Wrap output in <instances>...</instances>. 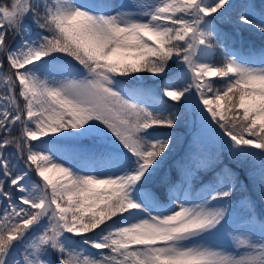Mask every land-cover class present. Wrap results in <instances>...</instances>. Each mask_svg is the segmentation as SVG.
<instances>
[{
  "label": "snow or ice",
  "instance_id": "obj_1",
  "mask_svg": "<svg viewBox=\"0 0 264 264\" xmlns=\"http://www.w3.org/2000/svg\"><path fill=\"white\" fill-rule=\"evenodd\" d=\"M225 23L264 3L0 0V264H264V48Z\"/></svg>",
  "mask_w": 264,
  "mask_h": 264
},
{
  "label": "rangeland",
  "instance_id": "obj_2",
  "mask_svg": "<svg viewBox=\"0 0 264 264\" xmlns=\"http://www.w3.org/2000/svg\"><path fill=\"white\" fill-rule=\"evenodd\" d=\"M116 2L119 3V2H121V0H116ZM128 2H131V0H128ZM232 2L234 4H239L240 0H232ZM252 2L259 6L261 3H264V0H252ZM238 11H239L238 8H234L232 10V12L230 13V16H231V18L233 20H234V18L236 16V13ZM222 27L224 28V30L226 32L231 33V31H233L234 35H239L241 37H243V35L246 36L244 41H242V43L244 45H247L246 49H244L245 51L255 49L257 52H259V50L261 48H264V46H263L264 45L263 44L264 37H262L260 34L256 33L255 31H244V32H241L240 30L235 29L233 24H229V23L223 24ZM35 30L36 29L33 26V32H35ZM234 35H233V39H236L238 41V38H235ZM229 41H231V39ZM253 42H259V43H261L263 45H257L255 48H252L251 43H253ZM212 44L214 45V48H213L214 57L212 59V62L213 63H222V61H223V50L220 47L219 42L216 41V40H213ZM260 46H263V47L260 48ZM239 47H241V45ZM169 75H172V73H169ZM149 82H151V80H149ZM217 83H219V81H217ZM177 86H180V85L177 84ZM161 95H162V92H161ZM194 131H195V129L193 127L192 117H191V115H188L186 117V119H182L181 120L180 126L176 129L175 135H176L177 141H176V143L174 145L173 151L171 153H169V155H168V157H167V159H166V161L164 163V166L162 167L160 172L157 174V176L154 177L153 180L151 181V183L153 185H155L156 187H160V185L158 184L159 177L164 175V174H166V173H168L169 171H171L172 177H173V179H175L176 170H175L174 164H175L176 161H179L180 158L184 155L185 151L188 148L189 142L193 138ZM202 139H203L204 143L208 146V148L211 150V148L213 147L212 140L207 135H203ZM215 147H218V145H215ZM67 150H68L67 146H63V147L57 146V151L59 153H61V154L67 152ZM224 163L225 164H229V166L232 167L233 170L237 172V170H236L237 168L235 166H233V164H230L228 156L226 154L224 156ZM173 171H174V174H173ZM33 179H38V178L33 177ZM240 179L243 180L241 177H240ZM199 183H200L199 181H196L193 184L194 191H198L199 190ZM259 210L260 209H259V204H258L257 211L259 212ZM252 238L253 239H258V234L253 236ZM230 239L231 238L229 237L228 240H230ZM219 246L222 247V248H225V249H227L229 251H231L233 249V247H234L233 245H231L228 242H219Z\"/></svg>",
  "mask_w": 264,
  "mask_h": 264
},
{
  "label": "trees",
  "instance_id": "obj_3",
  "mask_svg": "<svg viewBox=\"0 0 264 264\" xmlns=\"http://www.w3.org/2000/svg\"><path fill=\"white\" fill-rule=\"evenodd\" d=\"M143 75H145L146 77L148 76V74L147 73H145V74H143ZM237 170V169H236ZM174 174V173H173Z\"/></svg>",
  "mask_w": 264,
  "mask_h": 264
}]
</instances>
